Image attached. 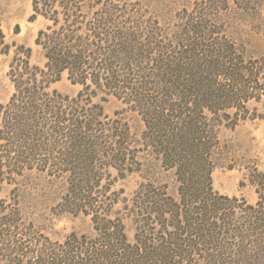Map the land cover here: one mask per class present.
Masks as SVG:
<instances>
[{
  "label": "trees",
  "instance_id": "obj_1",
  "mask_svg": "<svg viewBox=\"0 0 264 264\" xmlns=\"http://www.w3.org/2000/svg\"><path fill=\"white\" fill-rule=\"evenodd\" d=\"M230 3L241 6L195 0L170 25L120 0H32L29 19L46 21L34 39L44 62L21 44L8 64L0 191L30 171L63 178L58 206L88 215L94 232L51 239L12 192L0 198V264H264V171L248 173L253 203L213 185L220 129L264 116L250 107L264 97V55L232 37ZM64 72L81 85L75 96L52 86ZM98 93L123 107L107 114ZM127 113L143 123L138 137ZM141 150L173 171L177 195L147 182L122 197L115 183L140 168Z\"/></svg>",
  "mask_w": 264,
  "mask_h": 264
},
{
  "label": "rangeland",
  "instance_id": "obj_2",
  "mask_svg": "<svg viewBox=\"0 0 264 264\" xmlns=\"http://www.w3.org/2000/svg\"><path fill=\"white\" fill-rule=\"evenodd\" d=\"M195 0H120L133 7H140L144 17L151 16L161 24H173L177 21V12L189 8ZM241 6L230 3L224 13L229 32L242 42L249 53L264 55V0H239ZM32 0H0V103L9 99L13 85L8 77V64L17 50V45L32 48L31 61L42 65L43 51L34 39L37 30L46 21L42 16L30 20ZM17 26V27H16ZM8 48L4 47L3 42ZM68 96H75L81 89L79 83H73L64 72L60 80L52 85ZM98 93L95 101L102 104L104 111L113 115L116 109L123 107L120 100L112 95L101 98ZM250 107L264 115V97L251 101ZM132 130L138 137L143 127L139 116L127 113ZM221 148L212 171L214 188L229 195H243L249 202H255L254 187L248 181V173L253 167L264 171V116L246 119L235 127H225L219 133ZM140 168L118 178L116 188H122V197L129 199L134 190L142 183H165L172 195H177V181L172 170L164 169L160 160L148 150L139 151ZM65 189L63 178L50 176L44 172L30 171L13 183H5L0 198L9 200L12 192L17 196L23 217L32 221L34 226L54 240H62L67 234H92V221L88 215L62 211L58 206ZM118 208L122 215L128 239H134L135 225L123 209L120 201Z\"/></svg>",
  "mask_w": 264,
  "mask_h": 264
}]
</instances>
